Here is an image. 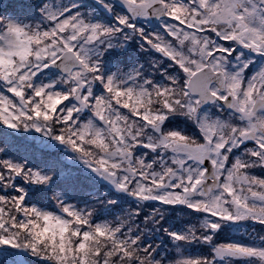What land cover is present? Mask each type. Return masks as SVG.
<instances>
[{"label":"snow or ice","instance_id":"6c2138e0","mask_svg":"<svg viewBox=\"0 0 264 264\" xmlns=\"http://www.w3.org/2000/svg\"><path fill=\"white\" fill-rule=\"evenodd\" d=\"M0 264H264V0L0 8Z\"/></svg>","mask_w":264,"mask_h":264},{"label":"rangeland","instance_id":"374dc122","mask_svg":"<svg viewBox=\"0 0 264 264\" xmlns=\"http://www.w3.org/2000/svg\"><path fill=\"white\" fill-rule=\"evenodd\" d=\"M2 3L0 4V6H2V5H6V3L5 2H7L8 0H0ZM36 135H38V134H36Z\"/></svg>","mask_w":264,"mask_h":264},{"label":"trees","instance_id":"16d2710c","mask_svg":"<svg viewBox=\"0 0 264 264\" xmlns=\"http://www.w3.org/2000/svg\"><path fill=\"white\" fill-rule=\"evenodd\" d=\"M11 2V0H8L7 2H5L6 3V5L7 4H9ZM2 2L0 1V4H1ZM3 6H5V5H2V6H0V8H3ZM39 135V134H38Z\"/></svg>","mask_w":264,"mask_h":264}]
</instances>
